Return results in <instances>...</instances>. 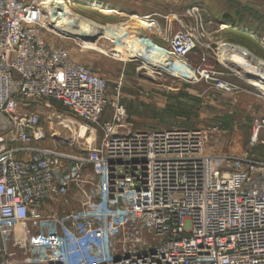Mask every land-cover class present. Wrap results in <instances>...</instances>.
I'll return each instance as SVG.
<instances>
[{
    "label": "built area",
    "instance_id": "obj_1",
    "mask_svg": "<svg viewBox=\"0 0 264 264\" xmlns=\"http://www.w3.org/2000/svg\"><path fill=\"white\" fill-rule=\"evenodd\" d=\"M50 1L0 0V264H264V160L207 154L205 134L196 128L120 133L121 105L104 124L100 146L85 157L45 144L54 133L48 136L40 114L20 109L23 99L57 101L85 128L107 104L105 80L44 37ZM195 19V27L179 29L165 45L135 32L129 57L144 45L150 62L141 59L156 73L238 92L240 85L207 65L203 52L200 62L191 60L205 37ZM248 83L264 97V81ZM262 129L264 117L251 144ZM85 163L98 179L100 205L74 231L58 234L50 211L51 225L29 233L30 220H42L50 201L81 183Z\"/></svg>",
    "mask_w": 264,
    "mask_h": 264
},
{
    "label": "rangeland",
    "instance_id": "obj_2",
    "mask_svg": "<svg viewBox=\"0 0 264 264\" xmlns=\"http://www.w3.org/2000/svg\"><path fill=\"white\" fill-rule=\"evenodd\" d=\"M212 1L123 0L128 4V11L138 8L146 14L153 13L147 15V18L155 19L156 24L148 29L138 25L134 19L129 22V15L124 13L102 12L92 6L87 10L72 9L73 12L94 20L92 24L95 26L97 23L104 27L129 24L126 31L124 28L112 29L117 35L113 38H101L98 44L85 45L77 37L68 36L45 23L43 35L51 45L64 47L77 62L89 66L105 80L107 104L99 121L86 128L79 120L69 117L66 114L68 110L59 102L44 98L31 101L23 99L20 109L40 114L41 124L48 136L54 133L55 139H47L48 144L78 158L85 157L88 150L100 146L104 136V124L112 120L116 105H121L125 111L124 125H131L135 129L196 128L205 134V151L211 155L248 154L258 160L264 159V129L260 131L257 142L250 143L255 123L264 117V101L255 96L256 89L248 83L250 80L245 81L232 67L236 63L244 65L245 59L241 57L243 55L229 52L230 44L242 47L244 45L241 41L249 39L248 36H239L233 32L242 33L238 30L250 28L264 36V9H255L243 2L236 4V10L231 9L228 13L234 20L231 28L236 26L237 29L222 33L224 42L214 44L212 52L208 53V60L219 67L222 77L240 85L238 92L223 93L205 82L190 83L165 73H156L141 58L129 57L127 52L130 47L129 39L138 35L135 31L150 35L153 41L165 45L179 29L195 22L194 13L202 18L205 30L214 29L220 22L225 24L226 21L215 20L213 15L216 13L213 12L216 7ZM210 18L214 20L211 22ZM98 37L96 34L92 39L96 40ZM119 38L121 42L117 43ZM258 44L252 49H245L264 60V47ZM201 57L202 51L198 50L190 58L200 62ZM57 114L62 116L64 124L59 123ZM75 162L65 161L66 165L72 166ZM81 178V183H71L66 196L59 201H50L48 210L44 213L45 217L42 220H30L26 230L35 234L47 229L51 225V219L47 216L50 211H53V222L58 234L79 229L86 215L100 205L96 196L98 179L89 163L82 165ZM11 248H15L16 254H22L19 247Z\"/></svg>",
    "mask_w": 264,
    "mask_h": 264
},
{
    "label": "bare ground",
    "instance_id": "obj_3",
    "mask_svg": "<svg viewBox=\"0 0 264 264\" xmlns=\"http://www.w3.org/2000/svg\"><path fill=\"white\" fill-rule=\"evenodd\" d=\"M77 1L74 0H55L54 2L50 1V4L48 5V8L46 9L45 13V19L46 22L50 25H52L53 29H56L60 32H63L67 35H73L80 39L85 45L88 44H98L101 41V38L109 37L113 38L117 35V32H113L112 29H123L126 30L124 26L116 25L115 27H104L101 24L97 23L96 26L92 24V20L88 19L82 15L77 14L76 12H73L72 9H82L87 10L89 9V6L101 9L102 12H108L110 11L106 7H103L99 3L92 2L90 5H81L77 4ZM88 4V3H87ZM148 16H131V19H134L138 25L141 26H153V23H150V18H147ZM53 23V24H52ZM122 24V23H120ZM129 25V24H128ZM107 26V25H106ZM131 26V25H130ZM222 28H229V26H223ZM231 29V28H230ZM150 31V30H149ZM136 32V31H135ZM99 36L96 40H91L89 38L94 37V35ZM133 37V35H132ZM154 37V36H153ZM118 38V37H116ZM153 39V38H152ZM155 40V39H154ZM157 40V39H156ZM130 43L133 40L132 38L129 39ZM118 43V42H117ZM118 45V44H117ZM121 45V44H120ZM224 46H227V44H224ZM231 46V53L234 54H242L244 60V65L240 64H231L233 69L237 71V74L245 77L247 80H250L251 82L257 83L259 80H254L250 77L246 76V72H252L258 75H262L264 77V60L256 57L253 53L248 52L246 49L238 46V45H232ZM89 47V46H88ZM123 47V46H122ZM126 47V46H125ZM146 46L140 45L136 46L133 55L136 58L145 59L144 61L150 62L148 60V56L143 55L142 52H144ZM120 49V48H119ZM114 50V49H113ZM148 52V51H147ZM151 55L155 56L157 55V51H151ZM230 57V56H229ZM228 58V57H227ZM153 62H156V60H153ZM152 62V63H153ZM146 63V62H145ZM152 68V67H151ZM262 88H264V84L260 83Z\"/></svg>",
    "mask_w": 264,
    "mask_h": 264
},
{
    "label": "crops",
    "instance_id": "obj_4",
    "mask_svg": "<svg viewBox=\"0 0 264 264\" xmlns=\"http://www.w3.org/2000/svg\"><path fill=\"white\" fill-rule=\"evenodd\" d=\"M74 1H77L78 3H83L84 5H88V6L92 2L99 3L103 7H106L107 9H109L110 12H114V14H123L124 13L126 15H129V17H130L129 22L131 20V15L147 16V15L153 14V13L152 14H146V13L140 11L138 8L130 9V11H128L129 10L128 4L123 2V0H74ZM212 2H213V4H215V7H216V11L213 12L216 14H214L213 16H214V18H216L215 20L217 22H219L220 19L222 21H224L225 13L230 14L228 12L231 9L234 11V9L236 8L235 5L240 3V2L251 5L255 9H261V8L264 9V0H213ZM142 5H145V4L143 3ZM231 5H232V7H230ZM194 15H195V13H194ZM174 16H176V14H174ZM174 16H172V18L176 19V17H174ZM152 20L154 22L156 21L155 19H152ZM212 20H214V19L210 18L211 22H212ZM201 21H202V18H201ZM195 24H196V19H195L194 23L186 24L187 26L185 28L192 29L193 27H195ZM222 25L223 26H229V28H222ZM231 26H233L231 23H225L224 24V22L223 23L220 22V24H218V26L215 27L214 29L208 28L207 30H205V27H204L205 37L202 40V45H203L202 46V52L206 55V58H205L206 59L205 61H207L206 64L216 68L217 70H219L218 69L219 67H217L215 64H213V61L211 62L208 60V57H209L208 53L212 52L214 44H217L218 42H220V43L224 42L223 38H221L222 33H225L226 31H231V29H233V30L237 29V28H235L236 26H234V28H231ZM238 31L242 32V33H236V32H233V33L237 34L239 36L245 35V36H248V38H249L248 40L247 39L243 40V41H241V39L239 40L243 43V45H244V46H242L243 48L249 47L252 49V47L256 46V44H258V43H259L258 45L264 46V44H261V39H264V36L260 35V33L255 31L254 29L249 28V29H247V30L245 29L243 31L240 29ZM253 34L256 36L253 37ZM254 93H256L255 96H257L258 98H261L264 101V97L258 95V92L256 90ZM55 102H57V101H55ZM64 109H66V108H64ZM66 114L70 115L69 117H72L71 113L69 111ZM130 126L123 125V127L118 128V131L120 133L126 134V133L131 132V130H148V129H135V128L130 127ZM48 139H55V138L53 137V138H48ZM45 144L50 146V147H53L50 144H48L47 141L45 142ZM207 154H209V153H207ZM230 155H235V154H230ZM16 156L28 157L29 154L26 152L19 151V152H16ZM235 156H238V155H235ZM261 160H264V159H261Z\"/></svg>",
    "mask_w": 264,
    "mask_h": 264
},
{
    "label": "water",
    "instance_id": "obj_5",
    "mask_svg": "<svg viewBox=\"0 0 264 264\" xmlns=\"http://www.w3.org/2000/svg\"><path fill=\"white\" fill-rule=\"evenodd\" d=\"M66 35H67V34H66ZM68 36H73V35H68ZM89 39L94 40V39H92V37L89 38ZM246 73H247V74H246L247 77H250V78H252V79H254V80H262V81H264V79L261 78L258 74H255V73H252V72H246ZM243 79H246V78L243 77Z\"/></svg>",
    "mask_w": 264,
    "mask_h": 264
},
{
    "label": "trees",
    "instance_id": "obj_6",
    "mask_svg": "<svg viewBox=\"0 0 264 264\" xmlns=\"http://www.w3.org/2000/svg\"><path fill=\"white\" fill-rule=\"evenodd\" d=\"M224 21H226V23L234 24V20L232 19V17L229 14L224 15Z\"/></svg>",
    "mask_w": 264,
    "mask_h": 264
}]
</instances>
